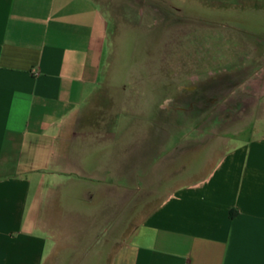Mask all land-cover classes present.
Listing matches in <instances>:
<instances>
[{
  "label": "crops",
  "instance_id": "crops-1",
  "mask_svg": "<svg viewBox=\"0 0 264 264\" xmlns=\"http://www.w3.org/2000/svg\"><path fill=\"white\" fill-rule=\"evenodd\" d=\"M244 1L264 2L225 4ZM107 12L0 0V264H264V130L209 113L169 134L118 129L91 111ZM254 73L239 89L261 105L264 64Z\"/></svg>",
  "mask_w": 264,
  "mask_h": 264
},
{
  "label": "rangeland",
  "instance_id": "rangeland-1",
  "mask_svg": "<svg viewBox=\"0 0 264 264\" xmlns=\"http://www.w3.org/2000/svg\"><path fill=\"white\" fill-rule=\"evenodd\" d=\"M102 4L111 15V55L89 99L100 100L91 111L120 116L118 129L158 126L169 134L178 122L205 124L189 121L186 114L209 113L214 128L245 123L249 131L264 130V103L243 100L252 90L239 89L264 64V2L244 1L236 7L225 0ZM173 139L166 137V151ZM134 208H141L140 202Z\"/></svg>",
  "mask_w": 264,
  "mask_h": 264
}]
</instances>
